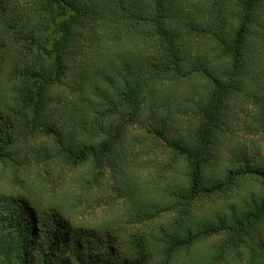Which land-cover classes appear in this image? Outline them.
I'll list each match as a JSON object with an SVG mask.
<instances>
[{
    "label": "rangeland",
    "instance_id": "374dc122",
    "mask_svg": "<svg viewBox=\"0 0 264 264\" xmlns=\"http://www.w3.org/2000/svg\"><path fill=\"white\" fill-rule=\"evenodd\" d=\"M127 1L87 18L65 75L44 87L40 117L18 102L17 47L0 31V264H264V215L236 243L244 214L264 205V0L254 1L237 62L214 46L236 45L246 0H165L155 24ZM156 52L173 65L136 106L121 101L127 77H99L119 59ZM198 60L227 75L194 191L191 158L167 140L203 144L217 90ZM151 202L159 210L146 220ZM202 220L223 225L170 250L173 234L187 238ZM50 237L63 245L52 254Z\"/></svg>",
    "mask_w": 264,
    "mask_h": 264
},
{
    "label": "trees",
    "instance_id": "16d2710c",
    "mask_svg": "<svg viewBox=\"0 0 264 264\" xmlns=\"http://www.w3.org/2000/svg\"><path fill=\"white\" fill-rule=\"evenodd\" d=\"M165 0H133V3L140 5L141 21L151 22L155 24L157 19L161 16V11L164 5L162 2ZM255 0L245 1V13L240 24V31L236 34L235 46H224L223 41L216 43L214 48L218 51L219 57H232L234 62L239 60L238 46L243 42V37L248 25L254 20ZM126 3L127 0H0V31L4 34L14 37V42L17 47V62L14 65L13 74L16 77L15 91L17 92L22 104L23 110L32 109L36 117H40L45 109V86L60 80L65 72L71 59V46L74 41L83 36L84 23L92 14H104L111 10L115 4ZM168 29L163 31L165 34L169 33ZM234 36V34H233ZM232 36V37H233ZM162 45L159 44L158 48H162L165 40H162ZM161 41V42H162ZM160 42V43H161ZM157 50V49H156ZM123 57V56H122ZM152 59L144 60L142 57L138 62L137 57L131 58V61L125 59H117L118 65H111L108 67L114 75L110 79V74H107V68H104L100 76L103 80L115 81L120 75L127 77L125 80V90L121 91V101L126 104L136 106L140 101L141 94L149 83H152L160 75L169 71L173 65V61L165 60L163 53L152 55ZM201 60L195 62L197 68H200L208 74L207 77L215 82V89L217 90L216 96L207 100L208 106L207 114L209 113L208 122L204 123V128L201 129L202 145L195 147L183 143L181 139H168L172 148H175L180 154H186L191 158L190 165L193 166V183L191 189L199 191L202 184V162L206 157L205 149L210 147L214 141L212 138L213 130L217 131V126L211 125L218 118V111L220 104L224 97V89L218 80L219 75H227L226 72L207 71L205 64H201ZM198 63V64H197ZM215 103V104H214ZM214 104V107L212 106ZM111 111V110H109ZM118 133L120 131L116 129ZM115 140L106 144L107 150L111 152ZM185 144V145H184ZM264 183V172H259ZM158 203L151 202L145 204L142 215L150 219L151 211L159 210ZM24 212V206H21ZM261 215H264V205L259 208L258 215L252 211L244 214L245 222H240V227L243 231L236 243L241 241V238L247 235V231L251 227L252 221L259 220ZM255 216V217H253ZM57 222L60 221V216L55 213ZM23 220V221H22ZM21 225L25 226V231L30 232L33 227L31 220L22 219ZM261 220V219H260ZM259 220V222H260ZM246 224L244 227L243 225ZM32 225V226H31ZM45 227V222L41 224ZM223 221L219 220V226L214 227L212 221H201L196 229L186 230V236L181 237L180 234H173L171 236L170 250H178L184 246H190L202 233L214 234L219 232L222 228ZM36 226V225H35ZM199 226H203L206 230L198 231ZM213 227V228H211ZM37 230V226L35 227ZM30 229V230H29ZM34 229V228H32ZM91 230V229H90ZM199 232V233H198ZM183 235V234H182ZM55 237V235H54ZM53 247L50 252H55L57 248L63 246L61 243L55 241L50 237ZM231 241L230 243H232ZM225 249V248H224ZM222 249L221 252L224 250ZM50 254V255H51ZM49 255V254H48ZM170 255V254H169Z\"/></svg>",
    "mask_w": 264,
    "mask_h": 264
}]
</instances>
